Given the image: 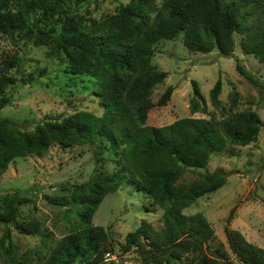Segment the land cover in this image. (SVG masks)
<instances>
[{"label": "trees", "instance_id": "1", "mask_svg": "<svg viewBox=\"0 0 264 264\" xmlns=\"http://www.w3.org/2000/svg\"><path fill=\"white\" fill-rule=\"evenodd\" d=\"M110 0H0V36L18 37L34 47L49 46L50 56L64 60L76 76L95 82V96L103 113L82 110L67 117H47L33 131L23 130L11 118H0V177L19 158L43 156L53 146L72 149L96 145V174L87 182L62 189L69 191L72 204L80 205L82 227L63 237L48 255L20 253L6 231L0 240L4 264H111L115 255L110 233L93 225V218L105 197L123 184L135 186L163 210L162 228L145 223L126 236L122 252L135 251L142 264H264V248L226 226L232 257L208 248L215 232L202 214L184 211L213 194L227 183L229 173L219 169L204 173L191 183L181 182L187 169H205L212 155L228 151V146H248L258 140L263 127L253 110L235 112L237 93L230 96V107H222L223 82L219 79L210 92V101L227 118H182L153 127L145 125L148 108H139L136 118L132 104L147 98L166 75L152 73L154 48L163 41L182 36L193 53L214 50L223 57L235 54L236 35L241 37L243 54L264 64V0H130L119 12L98 23L80 13L84 5ZM158 1H161L158 4ZM90 22L88 27L86 22ZM22 64L15 57L0 76V90L18 84L8 75ZM237 71L250 83L262 86L253 74L237 62ZM151 73V74H150ZM23 84L24 81H21ZM195 98L203 104L199 85L193 82ZM174 88L168 87L159 100L166 106ZM12 97L0 98V110ZM199 110L197 101L191 112ZM234 156V155H232ZM106 160L117 167L104 170ZM0 207V224L14 227L22 235L41 233V223L19 222L18 194L7 196ZM55 205H68L51 199Z\"/></svg>", "mask_w": 264, "mask_h": 264}, {"label": "rangeland", "instance_id": "2", "mask_svg": "<svg viewBox=\"0 0 264 264\" xmlns=\"http://www.w3.org/2000/svg\"><path fill=\"white\" fill-rule=\"evenodd\" d=\"M130 0L101 1L84 5L80 13L98 23L119 12ZM161 1H158V4ZM90 27V22H86ZM235 54L223 57L214 50L209 54L193 53L184 45L182 36L173 41H163L155 46L154 75L165 74L164 82L155 85L150 95L135 101L131 108L136 118L139 108L146 106L149 114L147 126L163 127L182 118L214 119L220 122L227 118L221 109L210 101V92L221 79L223 90L220 96L222 107L229 108L230 96L237 93L238 107L235 112L253 110L259 114L263 127L258 140L248 146H228V151L212 155L207 168L187 169L181 182L191 183L204 173L219 169L229 173L224 187L213 194L198 199L184 211L192 216L202 214L212 226L215 235L208 243L212 251L219 249L231 257L226 226L240 231L255 246L264 248V64L252 56L243 54L236 35ZM49 46L34 47L18 37L0 36V76L5 67L18 57L22 66L13 67L8 75L18 79V84L0 90V98L12 97V103L0 110V118L14 119L25 131H33L47 117H67L87 110L102 115V106L95 96V82L85 76H76L64 60L50 56ZM262 83L257 86L242 77L237 71V62ZM151 74V73H150ZM21 81H24L23 84ZM198 83L203 104L195 98L193 82ZM168 87L174 88L171 100L160 106L159 100ZM197 101L199 110L191 112V104ZM96 145L72 149L53 146L43 156L19 158L13 161L8 171L0 177V207L7 196L18 194L24 201L20 206L19 222L36 220L41 223V233L26 236L14 227L0 224V240L6 231L20 253L39 252L48 255L66 235L82 227V207L72 204L70 187L87 182L96 174ZM234 155V156H232ZM117 167L106 160L104 170L115 172ZM68 188L69 191L62 189ZM51 199H61L65 206L55 205ZM163 210L154 205L151 198L135 186L123 184L116 193L105 197L94 215L93 225L104 227L111 236L115 255L108 257L111 264H142L135 251L124 254L121 245L126 236L145 223L156 229L162 228ZM0 264H4L0 259Z\"/></svg>", "mask_w": 264, "mask_h": 264}]
</instances>
